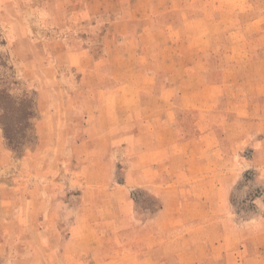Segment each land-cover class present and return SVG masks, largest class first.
Wrapping results in <instances>:
<instances>
[{
	"label": "rangeland",
	"instance_id": "1",
	"mask_svg": "<svg viewBox=\"0 0 264 264\" xmlns=\"http://www.w3.org/2000/svg\"><path fill=\"white\" fill-rule=\"evenodd\" d=\"M132 15L149 20H120ZM145 27L141 38L126 37ZM148 79L155 83L142 85L166 96L171 112H188L187 137L214 129L227 138L212 213L179 214L172 200L183 182L166 184L169 214L130 182L131 151L108 131L124 111L109 91ZM0 90L35 105L25 130L14 115L16 150L0 109V264H97L92 258L115 255L124 259L116 264H264V0H0ZM180 165L173 176L181 180ZM185 220L204 225L180 232ZM122 222L139 228L120 231ZM166 238L189 248L184 263L172 256L176 243L158 249L160 258L171 254L165 262L127 261ZM72 240L88 242V262Z\"/></svg>",
	"mask_w": 264,
	"mask_h": 264
},
{
	"label": "crops",
	"instance_id": "2",
	"mask_svg": "<svg viewBox=\"0 0 264 264\" xmlns=\"http://www.w3.org/2000/svg\"><path fill=\"white\" fill-rule=\"evenodd\" d=\"M68 18L67 15L62 16V22L66 23ZM145 19L146 21L149 20L147 17L138 19V17L134 15L130 17L122 16L120 18V20L128 26L137 21H145ZM147 29L148 27H145L144 30L142 29L141 31L138 30V32H135V30L130 28L126 32V37L131 38V41L135 38L139 39ZM42 31L43 29L36 34L34 40L35 44L36 41L43 38L44 34ZM115 33L118 34L116 31ZM131 47L136 49V46L134 45ZM86 50L87 49H83L82 53L86 54ZM81 69L82 68H80V70ZM131 70L133 71L135 68H132ZM148 80L149 81L137 80L135 82L117 83L115 89L109 91V93L113 92L115 94L112 96L115 98V101L118 102V105L121 107L120 111H124V114H122L121 118L118 114L116 118H120V120L108 123L110 128L107 129L110 132V129H113L114 132L111 133L121 135L117 138L122 137L123 143H126L124 145L126 146V150L131 151L130 160L132 163V170L130 171V175L132 178L130 182L133 183L134 186L149 189L156 196L165 201L164 210L162 212L167 214H169V209H172L173 206L168 204L167 196L169 188L166 187V184L183 182V184L188 185L178 189L182 196L176 198L178 195H174V200H172L174 207L176 204L181 207L179 214L185 216L192 214L197 216L212 213V209L217 207L216 200L219 199V191L217 189V192L214 190L217 186L213 185L218 182L219 176L216 166L220 163L221 159H224L220 156L219 146L221 141H224L227 138L221 140L214 129H208L209 132H203L200 129L201 132H197L193 136L187 137L184 129L187 120L184 118L187 116L188 112L184 109H178L171 112L169 109L171 101L166 96H156L154 94V88L142 85V83H149L150 85L155 83V80L153 79ZM146 88H148V90H146ZM182 94L183 95H180L178 100L179 104H182L186 97L185 93ZM107 98L110 99L111 95L107 94V96H104V99ZM123 116L126 117V119H123ZM195 121L196 118L193 125L200 128L199 123H196ZM102 126L99 125V132L110 134L106 132ZM128 128L132 130L128 131ZM175 133L177 134V141L174 139L173 142H169V135ZM204 140L207 141V144L203 143ZM95 145H98V143H95ZM204 149L209 150V152H204ZM179 164H181V167L186 168V171L184 172V175L186 176L181 180L173 176L176 173L174 172V168ZM207 168H209V170H207ZM204 184L210 185V187H205V191L203 190ZM222 199L225 201L227 198L224 196ZM199 219V217H196V220ZM123 223L125 222H122L123 226L120 227V231H123L124 229L136 230V228H139L135 226L134 223L129 225ZM179 225L180 228L178 230L187 233V231H194L197 227H199L198 230H201V226H203L204 223L196 221L195 223L189 224L187 220H185L183 223H179ZM147 229L149 228L146 227L145 230ZM72 242L85 247L84 252L86 253L84 256L79 257V259L88 262V260L92 258L90 251L87 252L86 250L87 244L84 245V243L88 242L86 240H72ZM151 242L152 245L149 247L147 246L144 251L130 254L127 261L165 262L168 257L170 258L173 256L174 260L184 263L187 259V255L190 254L189 248L185 246L186 244L183 243V240L172 241L166 238L162 241ZM173 243H176V245L180 247V252L172 254V256L170 254L168 257L164 256L160 258V252L158 249H165ZM69 259L70 258H68V260ZM92 259L97 264H116L124 260L118 255L97 256ZM72 262H74V258L68 261V263Z\"/></svg>",
	"mask_w": 264,
	"mask_h": 264
},
{
	"label": "trees",
	"instance_id": "3",
	"mask_svg": "<svg viewBox=\"0 0 264 264\" xmlns=\"http://www.w3.org/2000/svg\"><path fill=\"white\" fill-rule=\"evenodd\" d=\"M0 109L6 143L13 150L19 149L21 142L17 138V133L13 131L15 125L14 115H19L17 125L25 130L31 125L30 121L35 117L34 102L27 96L15 99L6 90H0Z\"/></svg>",
	"mask_w": 264,
	"mask_h": 264
}]
</instances>
